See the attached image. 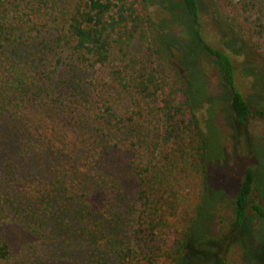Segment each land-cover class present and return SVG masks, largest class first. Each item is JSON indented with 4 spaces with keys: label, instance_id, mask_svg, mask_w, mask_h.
Listing matches in <instances>:
<instances>
[{
    "label": "trees",
    "instance_id": "16d2710c",
    "mask_svg": "<svg viewBox=\"0 0 264 264\" xmlns=\"http://www.w3.org/2000/svg\"><path fill=\"white\" fill-rule=\"evenodd\" d=\"M215 1L219 19L239 42L261 52L264 22L257 2ZM177 2L199 25L197 0ZM52 14L59 24L55 45L66 58L108 74L94 85V98L75 87L81 94L77 113L85 106L94 118L83 112L78 117L65 103L77 118L63 142L55 139L62 130L42 131L34 116H26V107L40 109L42 88L33 73L4 56L17 39L45 29ZM168 36L158 30L147 0H0V144L15 146L5 155L0 184V264L18 258L31 236L52 232L85 240L99 253L97 263L181 264L193 253L210 157L188 74L184 78L171 59ZM223 47L203 44L202 51L231 90L236 121L243 127L264 119V107L251 106L233 87L236 73ZM256 161L245 167L232 220L218 238L206 240L215 247L214 264H242L244 236L248 247L254 241L250 221L264 225V203L252 198ZM259 239L264 244V231Z\"/></svg>",
    "mask_w": 264,
    "mask_h": 264
},
{
    "label": "rangeland",
    "instance_id": "374dc122",
    "mask_svg": "<svg viewBox=\"0 0 264 264\" xmlns=\"http://www.w3.org/2000/svg\"><path fill=\"white\" fill-rule=\"evenodd\" d=\"M254 1L261 9L264 22V0ZM147 2L149 13L158 30L170 37L168 42H164L171 59L184 78L188 74L189 79L186 77L185 80L190 96L193 95L200 127L207 135L206 145L210 157L206 165L208 192L201 216L194 227L196 234L194 235L195 230L192 234L195 236L191 242L194 250L181 264H214L215 247L208 245L206 240L218 238L221 227L226 228L227 223L232 220L233 197L238 193L245 167L253 165L256 158L258 166L255 165L256 184L252 198L264 203V119H250L243 127L238 124L231 107V90L222 86L220 70L205 55L202 46L206 44L228 48L236 73L233 76V87L251 106L258 107H264V82L261 80L264 71V46L261 52H255L239 42L226 21L219 19L221 9L215 0H197L199 25L192 24L177 0ZM58 28V21L52 14L45 29L28 39H17L13 47L6 49L4 56L18 61L22 67L33 73L42 88L40 97L36 98L40 109L35 112L34 109L26 107V116H34L38 120L35 122L43 127L42 131L46 127L50 130L51 126L62 130L60 137L55 139L63 142L61 137L75 129L74 119L77 115L79 117L86 114L90 120L94 118L91 108L85 106H81L80 113H77L75 106L78 105L77 100L81 94H75V87L78 86L79 93L83 89L87 93L90 91V98H94V85L105 81L108 74L104 67L84 69L67 59L66 52H61L55 45ZM3 59L0 57V60ZM194 63L199 70L193 66ZM65 103H70L77 115L73 116ZM121 106L123 104L119 106L120 110L126 109V105ZM7 144H0V184L6 174L3 166L6 162L5 155L13 153L15 149L11 142ZM125 184L128 185L127 182ZM221 204L222 209L219 211L217 207ZM219 214L225 221L222 224ZM259 224L255 218L250 221V237L252 239L253 236L255 242L248 247L249 239L244 236V249L238 255L242 264H264V244L259 239L264 225ZM37 238L31 236L25 240L29 243L23 246L22 254L1 264H109L107 261L97 263L95 260L99 253L96 249L76 236L69 238L62 232H52L43 239Z\"/></svg>",
    "mask_w": 264,
    "mask_h": 264
}]
</instances>
